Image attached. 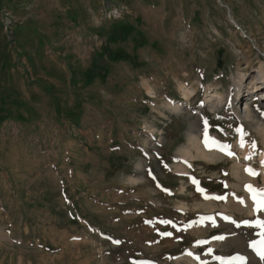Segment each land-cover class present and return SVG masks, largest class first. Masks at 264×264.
I'll list each match as a JSON object with an SVG mask.
<instances>
[{"label": "rangeland", "instance_id": "374dc122", "mask_svg": "<svg viewBox=\"0 0 264 264\" xmlns=\"http://www.w3.org/2000/svg\"><path fill=\"white\" fill-rule=\"evenodd\" d=\"M122 25L133 32L109 43ZM260 61L264 0H0V264H171L178 240L203 237L180 231L175 209H210L189 201L190 192L168 200L150 182L126 179L124 161L138 160L122 137L141 143L145 130L162 136L168 153L183 146L191 123L169 122L176 113L161 106L163 93L176 99L181 86H212L225 104L238 76L248 73L247 85ZM241 122L263 146L252 120ZM111 143L122 151L112 153ZM215 162L205 178H231L224 169L233 163ZM236 206L229 200L213 210L243 213Z\"/></svg>", "mask_w": 264, "mask_h": 264}, {"label": "bare ground", "instance_id": "6f19581e", "mask_svg": "<svg viewBox=\"0 0 264 264\" xmlns=\"http://www.w3.org/2000/svg\"><path fill=\"white\" fill-rule=\"evenodd\" d=\"M244 71L249 72L248 69H245ZM258 71L260 73L264 74V61H260L259 62V68L256 71H252L251 74L249 75V77H247L248 79L250 78V81H248L247 85H244V84H246L245 83L246 80L243 82V77H245L248 73H246L244 75H239L237 78V81H236L237 86H239V85L245 86L243 89H244V91H246V93L248 92V95H250V96H252V94L254 92L258 91V89L262 90L261 85H260V87H258V85L255 86L256 81H257V76H258V75L256 76V73ZM242 82H243V84H242ZM248 87H249V89H248ZM180 88L182 91V95L185 98H187V96H189V94H190V91L183 88L182 86ZM245 88H247L248 90H246ZM208 93L209 94L204 98L205 105L208 107V109H211V111L215 113V111H218V109L222 105H224V97L220 93H218L217 91H214V90H210ZM233 97L234 98L232 99V103H230V105L228 107L233 109V114L238 119H240L242 121H248V119L252 120V122H249V123L252 124L253 128L258 132V135H259V137H261L262 142H263V146H264V119H263L264 112L257 114L256 111H253L252 108L247 105L248 101H247V99L246 100L244 99L245 95L242 94V91H240V89H238L234 93ZM149 98H153V97H149ZM261 103H263V102H261ZM241 105H243V107H241ZM260 105L264 106V103L260 104ZM163 108L168 109L171 112H174L176 114L178 112H180L178 110V108H176V107H172V109H171V108H168L167 106H163ZM260 115H262V116H260ZM195 127H196V124L193 122L189 125V128L186 131L187 146L179 149L177 152L181 156H184V157H187V158H190L193 160L200 158L203 161H206L208 163L215 162V161L221 159V156L219 155V152H217V151L209 152V153L202 152V150L200 149L197 137H196V135H194V134H196V133H194ZM242 143H243V141H242V138L240 137V139H239V141H237V145L235 147L240 149V147H242L241 146ZM248 156H250V155L247 154L246 152H244L243 150H240L239 157H238L239 163H240V160H249V159H245ZM237 166H238L237 164H235L233 166V171H234L233 176H234L235 181H238L239 184H241L243 179H244V176L240 175L239 169ZM129 181L131 183H134V184L138 183V181H131V180H129ZM263 181H264V179H263ZM243 198H245L243 206L249 207L248 217H252V218H254V220L249 219V218H245L243 220H240L241 224L239 226V230L236 231V236L231 238V239L224 241L223 243H221L219 245V247H222V248L225 247L228 250L230 246H235L237 248L238 252L241 253L242 257L244 258V260L241 264H264V260H261V262H259L255 258L254 254H253V246H252L254 241H256L259 238H264V227H257L256 226L257 222L264 223V215L256 214L257 216H253L254 215V213H253L254 207H253L252 203L250 202V205H249L246 196H244ZM209 204L210 203H208L205 206L212 207ZM234 204H236V203H234ZM241 210H242V212H244L243 209H241ZM245 221H247V223H244ZM204 230H205V228H198V229H195L194 231H192V233H194L196 235H199V234L201 235V234H205ZM227 234H229V233H227ZM163 243H166V245L170 247V244L167 241L163 240ZM211 244H212V247L218 246L217 243L213 242V241L211 242ZM161 245H162V243L159 246H161ZM214 256L211 255L210 258L205 260V261L194 256V255H191L190 257H188L186 259H183L182 257L181 258L185 262H188L189 264H210V260ZM122 261L123 260H121L119 263H121ZM143 263L149 264L147 262H143ZM135 264H142V262L139 263L138 261H135ZM175 264H183V262H179L178 259H176ZM227 264H231V263H227Z\"/></svg>", "mask_w": 264, "mask_h": 264}, {"label": "snow or ice", "instance_id": "6c2138e0", "mask_svg": "<svg viewBox=\"0 0 264 264\" xmlns=\"http://www.w3.org/2000/svg\"><path fill=\"white\" fill-rule=\"evenodd\" d=\"M237 131H240L239 129ZM241 146H243V144H241ZM227 147V146H225ZM252 148L253 150L255 149V142H253L252 144ZM225 154H229V153H225ZM245 159H251V156L246 157ZM261 166L264 167V161H261ZM245 171L252 176H256L258 175L257 172H255L253 169L251 168H246ZM246 190L250 193L254 204L256 205L255 210L256 211H260V210H264V189H254L251 185H246L245 186ZM242 203V201H240ZM244 223H247V221H245ZM257 227H264V223L262 222H257ZM218 239H223L222 237L218 238ZM262 246L261 247H256L255 245H252L253 247H256V253L257 255L260 257L261 260H264V242H261ZM235 260H239L241 262H243L244 258L242 256H237L234 257Z\"/></svg>", "mask_w": 264, "mask_h": 264}, {"label": "trees", "instance_id": "16d2710c", "mask_svg": "<svg viewBox=\"0 0 264 264\" xmlns=\"http://www.w3.org/2000/svg\"><path fill=\"white\" fill-rule=\"evenodd\" d=\"M125 27H122L121 29H119L118 31H116L118 33V35H116L115 33H111L109 38L107 39L109 41V43L113 44L118 42L119 40H123L126 39L127 35L129 33L133 32V28L127 25H122ZM143 45V43H142Z\"/></svg>", "mask_w": 264, "mask_h": 264}, {"label": "crops", "instance_id": "0c3cea01", "mask_svg": "<svg viewBox=\"0 0 264 264\" xmlns=\"http://www.w3.org/2000/svg\"><path fill=\"white\" fill-rule=\"evenodd\" d=\"M187 99V98H186ZM189 128V127H188ZM188 130V129H187ZM199 142V141H198ZM180 157H182V158H184V159H186V160H193V159H190V158H187V157H184V156H181V155H179ZM197 159H200V158H197ZM197 159H194V160H197ZM202 160V159H201ZM128 161H129V159H128Z\"/></svg>", "mask_w": 264, "mask_h": 264}]
</instances>
